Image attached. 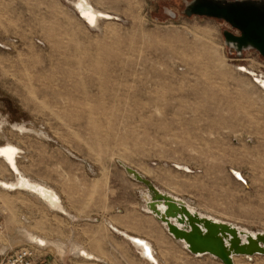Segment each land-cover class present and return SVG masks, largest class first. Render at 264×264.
Returning a JSON list of instances; mask_svg holds the SVG:
<instances>
[{
  "label": "rangeland",
  "instance_id": "1",
  "mask_svg": "<svg viewBox=\"0 0 264 264\" xmlns=\"http://www.w3.org/2000/svg\"><path fill=\"white\" fill-rule=\"evenodd\" d=\"M95 1L119 19L88 28L71 0H0V145L21 148V171L57 191L71 213L111 214L109 221L142 231L145 187L120 160L207 212L264 231V91L237 70L264 73V57L254 49L237 56L223 35L236 31L184 15L190 0ZM14 174L0 156V179ZM61 214L35 192L0 187V260L32 246L47 264H151L105 222L81 227L73 242ZM21 228L53 245L28 241ZM161 235L162 264H223ZM77 244L106 247L105 261H89ZM234 260L264 264V255Z\"/></svg>",
  "mask_w": 264,
  "mask_h": 264
},
{
  "label": "water",
  "instance_id": "2",
  "mask_svg": "<svg viewBox=\"0 0 264 264\" xmlns=\"http://www.w3.org/2000/svg\"><path fill=\"white\" fill-rule=\"evenodd\" d=\"M183 14L189 17H213L227 22L236 31L223 32L228 48L233 49L237 56H241L244 50L254 49L264 57V0H190L185 4ZM238 69L243 70V67ZM256 73L249 72V75L264 88ZM117 162L131 179L144 185L141 192L138 190V196L143 202L141 209L159 220L167 232L194 256L212 255L223 264H235V256L264 255V231L252 230L206 215L186 199L159 188L137 169L120 160ZM173 166L186 172L192 171L189 167L181 169L176 164ZM230 171L246 184L247 181L239 171ZM108 226L133 246H138L136 250L143 258L159 264L149 241L128 234L111 223Z\"/></svg>",
  "mask_w": 264,
  "mask_h": 264
},
{
  "label": "bare ground",
  "instance_id": "3",
  "mask_svg": "<svg viewBox=\"0 0 264 264\" xmlns=\"http://www.w3.org/2000/svg\"><path fill=\"white\" fill-rule=\"evenodd\" d=\"M92 1L93 0H71V3L73 4L76 12L78 13L79 19H81L84 22V24H86V26H88V28L89 27H93V28L99 27L100 22L103 20L111 21V20L119 19V14L113 13V12H108L104 9L102 10L98 6H95ZM238 67H243V70L238 69ZM237 70L243 72V74L248 75V76H250L249 72L252 74L255 72L253 69H251V67H247V66H243V65H238ZM256 77L258 78V81L264 86V73H256ZM253 82H254V80H253ZM254 83L257 84L256 82H254ZM261 89L264 91V88H261ZM2 123H3V120H1V118H0V128L2 127ZM12 126H14L13 128L22 134L34 131L31 128H29L28 126L21 124V123H19V124L14 123V124H12ZM35 132H39V131H35ZM42 135H43V133H42ZM20 149L21 148H19L17 145L10 143V142L5 143L3 145H0V156L3 159V162H5L7 167L13 173L16 174L15 180L0 179V187L3 189H9V188L17 187V188H23V189H27L29 191L35 192L38 195V198L41 197L42 199H44L45 202L52 209L60 211L63 214L68 215V216L73 218L74 215L62 204V202H61L62 200L60 199L59 195L57 194V191H55L51 186H48V185H46L40 181H36V180L31 179L29 176H27L25 173H23V171H21V169L18 166V161H17V158H18L19 153H20ZM69 154L71 155V153H69ZM179 164H181V163H179ZM179 166H181L180 168H183V169L188 168L185 165H179ZM233 170H235V169H233ZM235 171H237V170H235ZM240 175L242 178L245 179V176H243V174L241 172H240ZM19 231L22 233V235L24 237H26V239L28 241H30L36 245H39V246H47L48 245L49 246L53 243L52 240L48 239L45 236L37 234L33 230H27L24 228L22 230V228H21V230H19ZM55 245L54 246L58 249V251L61 250L63 253H61V252L60 253L64 254L65 249L59 243H56ZM136 247L139 248L138 246H136ZM85 249L86 248L82 247V245H80V244L79 245L77 244V246L75 248V250H77V253H79V254L83 253L82 255H85L88 259H94L95 256L93 254L89 253L88 251H86ZM70 250H71V248H70ZM155 258L157 259L156 256H155ZM157 261H158V259H157ZM149 262L151 264H153L151 261H149Z\"/></svg>",
  "mask_w": 264,
  "mask_h": 264
},
{
  "label": "crops",
  "instance_id": "4",
  "mask_svg": "<svg viewBox=\"0 0 264 264\" xmlns=\"http://www.w3.org/2000/svg\"><path fill=\"white\" fill-rule=\"evenodd\" d=\"M65 150V149H64ZM66 151V150H65ZM67 152V151H66ZM68 153V152H67ZM69 154V153H68ZM70 155V154H69ZM71 156V155H70ZM41 181V180H40ZM159 188H161V189H163V190H167V191H169L170 193H172V194H174V195H177L178 197H181V198H184V199H186L192 206H194L198 211H200V212H202V213H204V214H206V215H210V216H212V217H214V218H217V219H220V220H223V221H228V222H232V223H234V224H236V225H239V226H242V227H246V228H249V229H251L250 227H247V226H245V225H242V224H239V223H237V222H235V221H231V220H225V219H223V218H221V217H219V216H216V215H214V214H212V213H210V212H207V211H205V210H203V209H201V208H199L197 205H195V203H194V201L192 200V199H188V198H186V197H182V196H180V195H178V194H176V193H174V192H172V191H170V190H168V189H165V188H163V187H161L159 184H157L154 180H152ZM142 202V201H141ZM142 204H143V202H142ZM141 208H142V206H141ZM141 211L143 212V214H142V216L145 218V220L142 222V231L141 232H137V231H132V230H130L129 229V227H128V224L126 223V225H127V227H122L121 225H119V224H115L114 222H112V221H109L108 219H110L111 218V214H110V216H104V218H102V217H100V216H92L91 214H89V216H87V215H85V214H81V213H79V212H76V213H74V212H72V214L74 215V217L72 218V217H70V216H68V215H65V214H61V215H58V217H57V221L60 223V221H62V225L63 224H65V227L64 226H61L62 227V229L64 230L63 231V233H69L68 232V230L71 228V232H72V236H73V239H72V241L73 242H75V241H78V240H76V235H78L79 233H80V229H81V227L83 228V226L85 227L86 225H88V224H93V222H96V223H102V222H105V224L108 226V222L109 223H111L113 226H115V227H117L118 229H120V230H122V231H125V232H127L128 234H131V235H134V236H138V237H141V238H144V239H146L147 241H149V243L152 245V247H153V249H154V251H155V256L157 257V259H158V262H159V264H162V262H161V259H160V257H159V255H157V251H156V249H157V247L155 246V241L158 239L157 237H158V233H160V234H162L164 237H167V236H165V231L167 232V230L165 229V227L161 224V222L159 221V220H157L152 214H149V213H146V212H144L142 209H141ZM123 214H125V211H123V212H121L119 215H123ZM144 223H150L152 226H148V227H146L145 226V224ZM160 225L161 226H163V228L165 229V231L163 230V229H161V227H160ZM109 227V226H108ZM58 228V227H57ZM60 228V227H59ZM110 228V227H109ZM111 229V228H110ZM137 229H138V231H140L141 230V227L140 226H138L137 227ZM112 230V229H111ZM47 231V233H49L48 232V230H46ZM113 231V230H112ZM60 232L61 231H58L57 230V232H56V234H60ZM113 233H115L116 235H118V237H122V238H124L123 236H121V235H119V234H117L116 232H114L113 231ZM167 234L169 235V237H171L174 241H176V242H178L179 244H181L179 241H177V240H175L168 232H167ZM161 235V236H162ZM125 239V238H124ZM128 243H129V245H131L133 248H134V250L137 252V254L139 255V253H138V251L136 250V246H133L127 239H125ZM109 246L111 245L110 243L108 244ZM182 245V244H181ZM183 246V245H182ZM184 248V247H183ZM75 248H74V245H73V250H74ZM98 249V250H97ZM102 251H101V250ZM86 250L89 252V253H91V254H93L94 256H95V258L94 259H90L89 261H95V262H99V263H101V262H104L105 261V259H104V257H103V254H106V250H107V248L106 247H102V245H101V247H98V248H94V249H92V248H86ZM81 256V255H80ZM140 256V255H139ZM79 257V256H78ZM99 257V258H98ZM201 257V256H200ZM141 258H143V257H141ZM143 259H145V258H143Z\"/></svg>",
  "mask_w": 264,
  "mask_h": 264
},
{
  "label": "built area",
  "instance_id": "5",
  "mask_svg": "<svg viewBox=\"0 0 264 264\" xmlns=\"http://www.w3.org/2000/svg\"><path fill=\"white\" fill-rule=\"evenodd\" d=\"M0 264H47V261L38 257L35 248L25 246L6 254Z\"/></svg>",
  "mask_w": 264,
  "mask_h": 264
}]
</instances>
